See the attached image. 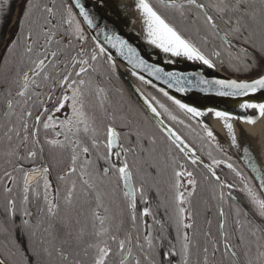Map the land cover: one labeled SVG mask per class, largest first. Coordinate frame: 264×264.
<instances>
[{
    "label": "snow or ice",
    "instance_id": "1",
    "mask_svg": "<svg viewBox=\"0 0 264 264\" xmlns=\"http://www.w3.org/2000/svg\"><path fill=\"white\" fill-rule=\"evenodd\" d=\"M160 4L172 18L149 0H135L149 55L196 70L166 71L115 34L105 33L102 43L93 37L89 48L77 16L88 29H104L81 0H25L0 86V264H264V167L247 147L251 176L212 150L205 159L204 143L198 149L184 131L196 121L201 141L222 152L217 135L198 118L211 113L223 121L236 146L229 121L253 124L257 117L205 111L163 88L183 118L140 88L139 112L116 111L99 80L105 66L115 72V49L133 69L178 93L241 98L264 91V0ZM225 57L246 78H205L204 69L224 70ZM92 94L99 116L88 103ZM239 108L264 117V102L244 100ZM56 151L68 152L69 163L53 181L48 160ZM221 166L233 180L222 178ZM109 184H115L110 193ZM201 186L211 195L195 206Z\"/></svg>",
    "mask_w": 264,
    "mask_h": 264
},
{
    "label": "water",
    "instance_id": "2",
    "mask_svg": "<svg viewBox=\"0 0 264 264\" xmlns=\"http://www.w3.org/2000/svg\"><path fill=\"white\" fill-rule=\"evenodd\" d=\"M125 2H129L124 0ZM160 1V0H158ZM81 2L86 5V9L94 14V23L98 24L101 28L104 29V32H100L97 29H88L86 25L82 22V18L77 16L78 21L81 22L82 27L88 34L89 38L93 41V37H96L95 42H103L104 34H115L119 35L122 39H125L132 47L136 48L137 52H139L142 58L148 60V63H157L158 66L164 67L166 71H184L189 72L197 69V65L186 63V62H179L174 65H166L164 63V56L163 54L157 56L155 54L149 55L152 53V49L149 48L144 40L142 39V35L139 34L137 31H133L130 28L124 17V7L121 3V0H81ZM135 5V3H132ZM135 11H139L135 8ZM115 63H116V72L120 76L121 80L123 81L124 85L130 92L131 96L135 99L139 106L142 105V100L140 99L139 94L136 92V89L139 88L131 79L134 77L138 79L139 75H143L146 80H151L152 84L146 85L152 88L154 91L162 95L159 92L160 88H163L167 91L170 95L174 96L176 99H180L182 102L190 103V104H199L206 106L207 108H214L217 110H226L237 117L248 116V110H241L239 108V103L243 102L244 100H251L255 101L259 97H264V91H258L256 94L251 95L249 97H241V98H221L217 97L213 94H202L198 92L196 89H193L191 92L187 93H178L175 91L174 88L169 89L167 84L163 83L161 80H156L154 77H149L147 72L142 71L139 68L133 69L132 65L128 64L126 60L122 57L116 56L115 49L111 50ZM132 71L137 73V76H132ZM205 78L211 79L213 77H229L231 75L226 74L220 69L217 70H208L204 69ZM232 78L244 79L246 77H235L231 76ZM194 79V78H193ZM142 83V82H141ZM145 85V84H144ZM163 96V95H162ZM164 97V96H163ZM166 98V97H165ZM167 99V98H166ZM149 115H151L149 113ZM161 119H164L161 117ZM154 124L157 121H152ZM166 124H168L165 121ZM212 129V128H211ZM216 135H218L228 146L230 152L233 156L237 159V161L243 166V168L248 172L251 176L252 170L247 167V160L248 157L244 154V148H249L250 155L253 160H255L248 143V138L245 131L236 130L234 129L235 136L237 139V145L233 146L230 143V138L227 136V130L223 128V123L219 124L217 129H212ZM258 183L257 181H254Z\"/></svg>",
    "mask_w": 264,
    "mask_h": 264
},
{
    "label": "trees",
    "instance_id": "3",
    "mask_svg": "<svg viewBox=\"0 0 264 264\" xmlns=\"http://www.w3.org/2000/svg\"><path fill=\"white\" fill-rule=\"evenodd\" d=\"M17 0H0V41L1 38L3 36V31H4V26L7 23V20L9 18V15L12 12V9L14 7V4L16 3ZM25 0H23V4L24 5ZM34 3L37 4H42L43 0H33ZM61 2V0H57V3L59 4ZM63 2H67V0H63ZM149 3H151L155 8L159 9V11H161L162 13H164L165 15H169L170 13L168 12V10L164 9L161 4L160 1L158 0H149ZM170 18H172L170 16ZM174 22L179 24V20L178 18H174ZM1 45V43H0ZM4 54L2 53V55H0V64L1 66L4 63ZM228 62V61H227ZM107 68V67H106ZM2 70H3V66L0 67V76L2 75ZM226 73H229L230 75H235V76H245V74L243 72H239L235 69L234 66H230L229 63L226 64V66H224V70ZM135 84L141 89L142 92L149 94V95H154L157 97V99H159L162 103H165L166 106L170 107V110H172L174 112V114H178L180 118H183V114L179 113L178 110L175 109V106L171 105V102L168 101L165 97H163L162 95H160L159 93H157L156 91H154L152 88H150L149 86L144 85L143 83H141L140 81H138L137 79H135L134 77H132ZM95 102H97V100H94ZM111 108L112 110H116L119 111L121 108H123L124 112L126 113H136L139 112L140 110V106L137 104V102L135 101V99L131 96L130 92L128 91V89L126 88V86L124 85L123 81L120 80V83L117 86V89L114 91V95L112 96L111 100ZM91 109L96 110L97 115L99 116V109L97 108V104H94L93 106H91ZM164 118V120L168 123L171 124L170 121L167 120L166 116H162ZM187 122V121H186ZM153 125H155L153 122H151L150 127H152ZM177 128H179L180 126L177 125ZM153 131H155V128L153 127ZM185 135L188 136V139L191 143L195 144L196 147L199 149L201 146V143H204L205 147H204V155H207V152L209 150L213 151V155H221L220 152H216L214 149H210L207 146V142L206 141H201L200 137H202L204 135V133L201 131L200 127L196 125L195 121H192V127L185 129ZM159 137L160 134L157 133V140L159 142ZM160 147L162 148L163 145H160ZM48 151V150H47ZM46 152V150H45ZM47 154V152H46ZM53 155L55 156H66L65 153H62L61 151H56L55 153H53ZM60 162V161H59ZM62 164V163H59ZM67 163H63V166L65 167ZM151 171V170H149ZM152 181L149 180V183H151ZM137 183H139V178L137 177ZM115 187V184H109L106 187V191H108L109 193L111 192V190ZM161 187L164 190V195H167V187L166 185H161ZM119 192H117L118 195ZM150 195H154L155 194V188L152 189V192L149 193ZM120 202L122 203V201L120 200ZM3 201L2 198H0V205H2Z\"/></svg>",
    "mask_w": 264,
    "mask_h": 264
},
{
    "label": "flooded vegetation",
    "instance_id": "4",
    "mask_svg": "<svg viewBox=\"0 0 264 264\" xmlns=\"http://www.w3.org/2000/svg\"><path fill=\"white\" fill-rule=\"evenodd\" d=\"M21 4H23V0H17L16 3L14 4L12 12L9 15L7 23L4 26L3 36H2L1 41H0V43H1V45H0V55H2V53H3L4 55H7L10 59L13 58L12 54L11 53H6V48H7L8 44H9V41L13 38L14 34H17L19 31H21V29L18 27V20H19V18L21 16V10H22V7H23V5H21ZM81 27H82V25H81ZM85 35L88 37V45L87 46L89 48H91L93 46V42L89 38V36L86 33V31H85ZM227 61L228 60L225 57L224 66H226V64H228ZM2 66L0 64V67H2ZM106 67L107 66H105V68L103 69V75L99 78V80H100V83L103 85V87H105V89L107 90L108 99L111 100L112 96L114 95V91L117 89V86L120 83L121 78L117 74L116 71L115 72H109ZM223 72H225V71H223ZM226 74L230 75L229 73H226ZM5 75H6V70L3 67L2 75L0 76V86H3L2 85V81H3L4 77H5ZM231 76H235V75H231ZM235 77H245V76H235ZM131 79L134 82L132 77H131ZM87 99H88V103H89L90 107L93 106L94 104H97V102L94 101V100H96L95 94L90 95ZM219 139L224 144L222 139L221 138H219ZM224 146L226 147L227 154L224 151H222V152H220L221 155H215L214 154V156L216 158H218V159H226V160L228 159V157H230L231 158V160H230L231 163H233L245 175H249L248 172L243 168V166L237 161V159L230 152V149L227 147V145L224 144ZM220 148L222 149V147H220ZM45 150L48 153L47 147L45 148ZM62 153H65L66 156H55V155L49 156L48 162L53 165V167H52V179H53V181H55L56 176L58 174H60L61 171L66 167V166L65 167L63 166V163H67V162L69 163V153L68 152H62ZM204 158L207 159V155H204ZM59 163H62V164H59ZM221 168L223 169V171L221 172L222 178L227 177L229 180H233L234 179V174L231 173V171L229 169H227L224 166H221ZM218 171H219V169H218ZM197 175H198V179H199L200 178V171L199 170L197 171ZM210 195H211V192L209 190H206L205 187H203V186L198 187L197 195H196V197L194 198V201H193L194 205L195 206H199V203L203 199L208 198ZM117 200H118V202H120L119 193L117 195Z\"/></svg>",
    "mask_w": 264,
    "mask_h": 264
},
{
    "label": "bare ground",
    "instance_id": "5",
    "mask_svg": "<svg viewBox=\"0 0 264 264\" xmlns=\"http://www.w3.org/2000/svg\"><path fill=\"white\" fill-rule=\"evenodd\" d=\"M127 1L129 2L121 0L124 7L125 21L133 31H137L140 35H143L142 16L139 11H135V5L132 4L135 3V0ZM254 102H264V97H259ZM195 106L205 111L208 109L206 106L199 104H196ZM248 116H256V122L248 124L239 119H234L230 120L229 123L233 125L234 129L246 132L249 147L255 160H258L259 166L264 167V117L259 116L258 113L252 109H248ZM198 120L207 123L212 129H217L219 124L224 123L215 118L211 113H207L204 117L198 118Z\"/></svg>",
    "mask_w": 264,
    "mask_h": 264
},
{
    "label": "rangeland",
    "instance_id": "6",
    "mask_svg": "<svg viewBox=\"0 0 264 264\" xmlns=\"http://www.w3.org/2000/svg\"><path fill=\"white\" fill-rule=\"evenodd\" d=\"M195 122H196V121H195ZM213 132H214V131H213ZM214 134H215V132H214ZM220 141H221V140L218 139V144H219V146L222 147L223 151L227 154L226 147H225V146L223 145V143H221ZM213 143H217V142H213Z\"/></svg>",
    "mask_w": 264,
    "mask_h": 264
}]
</instances>
